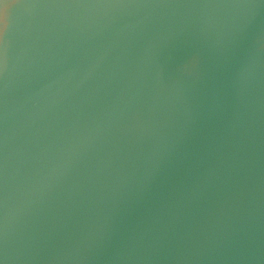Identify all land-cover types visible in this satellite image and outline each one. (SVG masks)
<instances>
[{
	"label": "water",
	"instance_id": "95a60500",
	"mask_svg": "<svg viewBox=\"0 0 264 264\" xmlns=\"http://www.w3.org/2000/svg\"><path fill=\"white\" fill-rule=\"evenodd\" d=\"M14 4L4 264H264V0Z\"/></svg>",
	"mask_w": 264,
	"mask_h": 264
},
{
	"label": "snow or ice",
	"instance_id": "6c2138e0",
	"mask_svg": "<svg viewBox=\"0 0 264 264\" xmlns=\"http://www.w3.org/2000/svg\"><path fill=\"white\" fill-rule=\"evenodd\" d=\"M18 3L15 0L14 6ZM13 6L9 5V0H0V40L3 38V34L6 32L9 26V9ZM3 62V51L0 50V67H2ZM0 264H4V261L0 259Z\"/></svg>",
	"mask_w": 264,
	"mask_h": 264
}]
</instances>
